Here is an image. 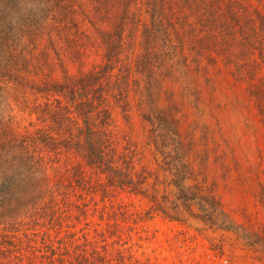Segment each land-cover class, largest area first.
Masks as SVG:
<instances>
[{
    "label": "rangeland",
    "instance_id": "obj_1",
    "mask_svg": "<svg viewBox=\"0 0 264 264\" xmlns=\"http://www.w3.org/2000/svg\"><path fill=\"white\" fill-rule=\"evenodd\" d=\"M73 5V24L50 19L33 43L25 38L7 50V68L18 71L17 81L1 78L0 130H56L37 110H53L58 98L68 105V98L44 83L99 73L89 89V98L102 89L90 122L131 187L104 197L98 182L105 176L81 163L94 189L78 192L98 214L90 211L78 228L102 227L113 200L124 248L135 259L264 264V0ZM106 37L119 40L113 56ZM70 118L66 125L85 131V117ZM59 160L83 161L64 150Z\"/></svg>",
    "mask_w": 264,
    "mask_h": 264
},
{
    "label": "trees",
    "instance_id": "obj_2",
    "mask_svg": "<svg viewBox=\"0 0 264 264\" xmlns=\"http://www.w3.org/2000/svg\"><path fill=\"white\" fill-rule=\"evenodd\" d=\"M216 1L220 4L222 0ZM75 13L73 0H0V82L5 75L17 81L14 75L18 70L10 73L6 66L12 57L4 60L8 49L16 50L25 38L33 43L50 19L73 24ZM104 41L107 54L113 56L119 40L106 37ZM101 78L91 71L79 76L66 74L63 82L44 83L43 89L68 98V105L58 98L53 110L47 106L37 110L49 114L56 130L50 127L23 135L0 130V264H148L127 254L130 248H124L117 224L121 212L113 200L102 210V227L99 221L96 225L88 222L86 226L93 229L87 232L85 227L78 228L90 211L98 214L78 192L81 185L84 191L94 189L81 163L105 176L107 181L98 182L104 197L109 189L131 187L111 166L104 141L90 122L102 89L95 91L100 94L93 98L88 97L89 89ZM72 113L86 118V128L79 129L85 131L66 125L72 122ZM65 127V132L57 130ZM63 150L83 161L71 165L54 162Z\"/></svg>",
    "mask_w": 264,
    "mask_h": 264
}]
</instances>
